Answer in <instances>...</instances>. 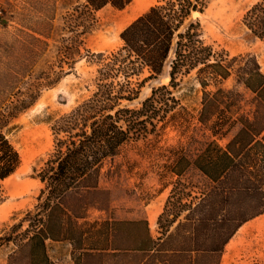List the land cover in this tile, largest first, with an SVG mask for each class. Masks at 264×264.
Returning <instances> with one entry per match:
<instances>
[{"label": "rangeland", "instance_id": "1", "mask_svg": "<svg viewBox=\"0 0 264 264\" xmlns=\"http://www.w3.org/2000/svg\"><path fill=\"white\" fill-rule=\"evenodd\" d=\"M162 1L132 0L123 9L108 4L89 10L86 0H0L5 11L0 27V118L22 158L16 172L0 180V237L12 233L14 226L25 230L27 213L36 211L40 203L44 183L39 173L54 151L57 122L98 89L99 68L124 46L121 32ZM258 2L264 0H207L204 9L193 11L179 29L184 31L195 22L202 40L212 48V61L221 60L229 67L227 78H211V67L200 73V64L189 72L179 71L171 82L173 49L158 77H150L149 67L143 66L129 77L108 79L116 90L121 84L135 90L133 98L121 99L117 108L141 107L163 84L169 91L157 92L160 110L155 125L149 123L145 135L129 139L117 155L104 160L97 188L81 189L83 200L73 194L65 198L69 211L82 215L78 222L85 233L80 242L48 238L47 251L53 260L76 264L74 251H95L105 255L91 257L86 264H114L115 257L108 253L128 251L131 242L127 227L120 225L117 230L113 224L147 220L157 238L158 218L177 180L181 178L192 195L184 200L201 194L203 176L192 160L209 141L225 148L240 129L242 117L255 115L257 94L245 81L250 69L259 66L264 73V40L247 25L245 16ZM204 77H209L210 93L205 109L200 83ZM219 88L232 92L217 95ZM203 110L207 123L200 120ZM219 121L224 134L214 132ZM183 155L190 161H184L180 177L175 171ZM151 212L157 213L154 222ZM96 222L102 228L99 235L90 230ZM19 242H0V264H8ZM221 264H264V212L238 229L223 250Z\"/></svg>", "mask_w": 264, "mask_h": 264}, {"label": "trees", "instance_id": "2", "mask_svg": "<svg viewBox=\"0 0 264 264\" xmlns=\"http://www.w3.org/2000/svg\"><path fill=\"white\" fill-rule=\"evenodd\" d=\"M130 2L132 0H86L85 6L99 10L110 4L123 9ZM206 4L207 0H163L121 32L124 46L99 68L102 81L98 89L55 125V148L39 173L44 187L36 211L26 215L28 227L20 231L14 226L12 233L0 237V242L20 241L19 250L8 256V264H59L47 251V239L69 238L80 242L85 233L78 222L82 215L69 211L65 198L73 194L83 200L81 189L97 188L104 160L117 155L129 139L145 135L149 123L155 125L154 118L160 110L157 92L169 91L168 85L155 88L139 108H117L121 99H132L135 90L125 89L124 84L116 90L114 81H108L111 76L129 77L140 67L147 66L151 71L149 76L158 77L173 49L171 82L176 80L179 71L189 72L200 64H203L199 67L200 73L208 67L213 69L211 78L229 76L228 66L218 59L212 61V48L202 40L195 22L179 32L184 20L193 11L203 10ZM245 17L247 25L264 40V2L256 3ZM248 73L245 83L257 94L255 115L242 117L240 129L225 148L215 140L209 141L192 160V165L203 176L201 194L184 200L185 195H192L179 178L158 218L161 234L157 238L152 236L147 220L113 224L117 230L125 225L131 242L126 247L128 251L108 253L115 257L114 264H184L185 259L189 264H221L223 250L238 229L264 212V73L259 66ZM200 83L205 109L210 94L207 91L209 77L200 78ZM230 92L232 90L219 88L216 94L227 96ZM200 120L207 123L204 110ZM1 121L2 118L0 180H3L16 172L22 158ZM222 124L219 123L215 133H225ZM184 161L189 162L190 158L186 155L179 158L175 172L180 177L185 171ZM97 223L91 225L90 230L99 235L102 228ZM103 255L95 251L73 252L76 264H86L87 259Z\"/></svg>", "mask_w": 264, "mask_h": 264}, {"label": "built area", "instance_id": "3", "mask_svg": "<svg viewBox=\"0 0 264 264\" xmlns=\"http://www.w3.org/2000/svg\"><path fill=\"white\" fill-rule=\"evenodd\" d=\"M4 8L0 4V27L3 25V22L5 21V16H4Z\"/></svg>", "mask_w": 264, "mask_h": 264}, {"label": "bare ground", "instance_id": "4", "mask_svg": "<svg viewBox=\"0 0 264 264\" xmlns=\"http://www.w3.org/2000/svg\"><path fill=\"white\" fill-rule=\"evenodd\" d=\"M140 1H142V0H139V2H140ZM132 18H133V17H132ZM132 18H131V19H132ZM134 18H135V17H134ZM130 22H131V21H130ZM149 217H150V220H151L152 222H154V221L156 220V218H157V213H155V212H151Z\"/></svg>", "mask_w": 264, "mask_h": 264}]
</instances>
